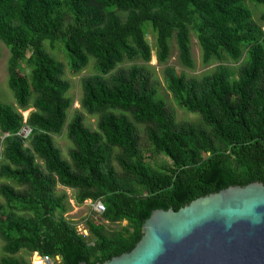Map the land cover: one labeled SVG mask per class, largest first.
Masks as SVG:
<instances>
[{"label":"trees","instance_id":"trees-1","mask_svg":"<svg viewBox=\"0 0 264 264\" xmlns=\"http://www.w3.org/2000/svg\"><path fill=\"white\" fill-rule=\"evenodd\" d=\"M264 3V0H254ZM245 0H0V41L9 49L7 84L15 105L0 101V240L3 251L24 249L50 256L59 264L102 263L130 251L141 237L142 224L155 209H179L191 200L228 186L264 183V30L252 18ZM264 16V15H263ZM148 26L154 34L155 56L167 61L175 38L182 65L192 67L190 27L196 32L202 61L224 55L244 63L237 77L219 66L200 78L167 67L164 76L177 103L198 113L201 123L175 121L157 95L145 65L118 67L125 60H151ZM60 40L70 70L81 71L94 57L97 72L81 78V107L98 114L97 129L85 126L76 113L67 124L73 148L71 163L55 145L53 134L65 124L71 100L63 78L65 66L44 47ZM24 62L28 75L19 72ZM31 109L29 148L17 134L21 111ZM135 123L147 125L153 152L170 163L153 167L139 146ZM115 149L118 152H115ZM34 155L43 160V174ZM121 168L118 174L112 164ZM79 190L78 201L101 199L102 218L126 221L107 231L93 219L87 235L57 216L62 197L56 183ZM144 188L145 192H139ZM8 209L5 210L4 207ZM0 264H30L3 256Z\"/></svg>","mask_w":264,"mask_h":264},{"label":"water","instance_id":"water-1","mask_svg":"<svg viewBox=\"0 0 264 264\" xmlns=\"http://www.w3.org/2000/svg\"><path fill=\"white\" fill-rule=\"evenodd\" d=\"M95 264H264V183L228 186L177 210L155 209L130 251Z\"/></svg>","mask_w":264,"mask_h":264},{"label":"rangeland","instance_id":"rangeland-1","mask_svg":"<svg viewBox=\"0 0 264 264\" xmlns=\"http://www.w3.org/2000/svg\"><path fill=\"white\" fill-rule=\"evenodd\" d=\"M244 5L251 11L252 18L264 30V3H257L254 0H245ZM190 48H191V57L193 61L192 67H186L181 64L178 57V49L176 46L175 38L170 40V52L166 62L159 63L155 56L156 44L155 37L150 27L148 26L146 39L149 45L151 46V60L146 64L142 60L137 59L133 61L125 60L123 63L118 65V67L128 68L132 65H145L147 70L153 77L154 82L156 83L157 95L159 98L164 100L166 107L173 112L175 121L178 123L189 122V123H201V116L198 113H193L186 110L184 107H181L177 101L174 99L173 94L167 87V83L164 76V70L167 67L173 68L177 73L183 74L186 77H195L200 78L205 74H209L216 70L219 66H224L230 69L234 73V77H237V72L239 67L244 63L246 59V53L243 50L241 57L238 60H233L228 56H223L221 59H211L210 61L204 63L202 61L201 48L198 43L195 30L190 27ZM44 49L50 53L56 60L62 62L65 66L63 78L67 80L70 84L69 89L65 93V96L71 100V106L67 109V117L62 131L59 134H53V140L55 145L60 149L61 155L64 159L68 160L71 163L69 157V151L73 148L72 142L67 137V124L73 118L76 113H79L83 117V122L86 127L91 130L97 129V119L98 114H89L87 113L80 105V100L82 98V86L81 78L84 76L94 74L97 72V65L94 57L89 56L88 64L78 73H73L70 70V59L63 46V43L60 40L50 42L48 40L43 42ZM9 57L8 47L0 41V101L3 103H12L15 105V99L11 89L7 84V60ZM29 68L25 65L24 62H21L19 65V72L24 75H28L29 78ZM31 109L22 111L23 115H27ZM134 125L137 129L139 137V146L142 152V155L145 158L147 164L153 167H160L164 164L170 163V160L163 153L153 152V147L149 143L146 134L147 125L143 123H135ZM4 134L0 131V151H2V143ZM24 148H29L28 142L24 143ZM117 153L118 150L115 149ZM35 163L40 167L43 174L49 175L48 171L44 166V162L37 155H34ZM2 158L0 157V161ZM113 166L115 167L118 174H120L121 168L114 159L112 161ZM7 183L12 185L15 189L19 187L11 180L0 178V184ZM139 192H145L144 188H138ZM55 197H62L63 201L61 203V209L56 213L57 216H62L67 221L73 223L76 228H80L81 231L85 227V221L87 219H93V216L96 214L93 213L88 203V200L79 202L78 198L80 195L79 190L63 186L58 182L55 184L53 190ZM96 201H101V199H95ZM0 203H4L2 196H0ZM103 203V202H102ZM5 210L8 208L5 206ZM93 221H95L93 219ZM97 224H102L107 231H118L121 228L126 226V221L119 222H108L102 219L101 222ZM87 238L92 244V240L87 235ZM4 242L0 240V259L3 256H15L18 258H23L29 260L30 253L24 249L20 250L15 255L7 254L3 251L2 247Z\"/></svg>","mask_w":264,"mask_h":264},{"label":"built area","instance_id":"built-area-1","mask_svg":"<svg viewBox=\"0 0 264 264\" xmlns=\"http://www.w3.org/2000/svg\"><path fill=\"white\" fill-rule=\"evenodd\" d=\"M22 113V111H21ZM23 115V113H22ZM27 115H23V124L21 126V128L19 129V131L17 132V134L22 138L23 142L26 143L28 142V139L30 137L31 134V127L27 124L26 120H27ZM88 200V205L90 210L95 213L96 215L93 216V219L95 220L94 222L97 224V222H101L102 221V214L104 212V205L101 201H96V200H91V199H87ZM78 233L83 234V235H87V230L84 227L81 231L80 228H77ZM29 263L30 264H59L60 263V257L58 255L56 256H50V255H46V254H41L38 251H33L30 253L29 255Z\"/></svg>","mask_w":264,"mask_h":264}]
</instances>
